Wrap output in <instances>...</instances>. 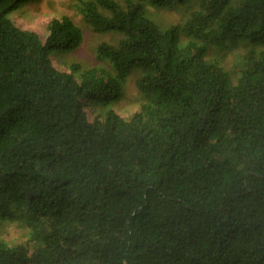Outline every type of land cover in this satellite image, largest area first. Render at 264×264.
I'll list each match as a JSON object with an SVG mask.
<instances>
[{
	"label": "trees",
	"instance_id": "obj_1",
	"mask_svg": "<svg viewBox=\"0 0 264 264\" xmlns=\"http://www.w3.org/2000/svg\"><path fill=\"white\" fill-rule=\"evenodd\" d=\"M26 1L0 0V227L28 230L0 264H264V0H78L119 38L72 71L51 49L83 28L44 41L10 15ZM243 42L236 74L211 56Z\"/></svg>",
	"mask_w": 264,
	"mask_h": 264
},
{
	"label": "rangeland",
	"instance_id": "obj_2",
	"mask_svg": "<svg viewBox=\"0 0 264 264\" xmlns=\"http://www.w3.org/2000/svg\"><path fill=\"white\" fill-rule=\"evenodd\" d=\"M177 14L179 11L166 10L163 13V19H175ZM10 15L19 26L37 31L44 41L47 40L50 32L49 24L55 17L69 15L83 28L84 41L76 50L67 52L59 48L51 49L53 63L61 70L72 71L75 64L81 65L84 69L98 64L97 45L103 40L115 41L119 38L118 34L98 32L88 24L78 9V0H29L12 11ZM248 47V44L243 42L232 50L218 54L213 52L211 56L218 58L236 74L240 68V58ZM137 76V72L132 73L127 82L125 97L112 105L126 118L140 107L141 94L137 86ZM86 110L90 119H94L102 111L89 105L86 106ZM27 237V228L17 222H4L0 227V239L9 243H20Z\"/></svg>",
	"mask_w": 264,
	"mask_h": 264
}]
</instances>
